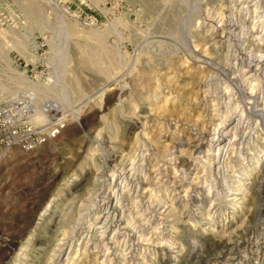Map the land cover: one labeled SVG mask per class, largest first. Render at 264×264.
Masks as SVG:
<instances>
[{"label": "rangeland", "instance_id": "374dc122", "mask_svg": "<svg viewBox=\"0 0 264 264\" xmlns=\"http://www.w3.org/2000/svg\"><path fill=\"white\" fill-rule=\"evenodd\" d=\"M260 55L264 0H0V103L32 88V125L68 118L0 159V264H264Z\"/></svg>", "mask_w": 264, "mask_h": 264}, {"label": "built area", "instance_id": "2783aa9c", "mask_svg": "<svg viewBox=\"0 0 264 264\" xmlns=\"http://www.w3.org/2000/svg\"><path fill=\"white\" fill-rule=\"evenodd\" d=\"M36 90L29 88L21 93L11 94L0 103V159L13 148L33 150L56 139L65 130L68 118H52L47 126L36 127L30 123L37 112ZM49 102L44 103V113L50 111Z\"/></svg>", "mask_w": 264, "mask_h": 264}, {"label": "bare ground", "instance_id": "6f19581e", "mask_svg": "<svg viewBox=\"0 0 264 264\" xmlns=\"http://www.w3.org/2000/svg\"><path fill=\"white\" fill-rule=\"evenodd\" d=\"M258 1V0H257ZM253 4V3H252ZM210 5V4H209ZM260 5V4H259ZM221 9V8H220ZM225 10V9H224ZM254 11V10H253ZM207 12V11H206ZM225 13V12H224ZM207 14V13H206ZM226 14V13H225ZM258 14V13H257ZM221 16V15H220ZM210 17V16H209ZM223 19V18H222ZM237 19V18H236ZM235 19V20H236ZM207 20V19H206ZM246 22V21H245ZM237 24V23H236ZM260 25V24H259ZM211 33V32H210ZM237 34V33H236ZM235 35V34H234ZM233 36V35H232ZM222 38V37H221ZM242 38V37H241ZM262 44V43H261ZM244 50V49H243ZM205 51V50H204ZM222 54V53H221ZM259 58H261V60L260 61H264V56H262V55H260L259 56ZM225 59V58H224ZM239 59V58H238ZM263 59V60H262ZM258 62H259V60H258ZM261 63V62H260ZM206 64V63H205ZM218 64V63H217ZM212 66V65H211ZM258 67V66H257ZM263 67V66H262ZM181 68V67H180ZM259 68V67H258ZM264 68V67H263ZM192 69V68H191ZM181 70V69H180ZM214 70V69H213ZM256 70H258V71H260V73H261V75L264 73V70L262 69V68H260V69H256ZM179 71V70H178ZM228 71V70H227ZM243 71V70H242ZM246 71V70H245ZM244 71V72H245ZM217 72V71H216ZM258 72L257 71H255L254 70V79L256 78V74H257ZM245 76V75H244ZM244 76H242V78H241V80L243 79V81L245 82V80L248 78H250V76L249 77H247V78H244ZM260 76V75H259ZM215 77V76H214ZM236 77V76H235ZM239 77V76H238ZM253 77V76H252ZM233 79V78H232ZM245 79V80H244ZM252 80L251 82H252V85H251V83H250V85H251V89H253V90H257V88H259L260 87V85L258 84V83H256V82H258L257 81V78L255 79V80ZM258 79H259V77H258ZM203 80V79H202ZM216 80V79H215ZM235 80V79H234ZM261 80V79H260ZM247 81V80H246ZM176 82V81H175ZM203 82V81H202ZM261 82V81H260ZM179 83V82H178ZM243 83V82H242ZM231 84V83H230ZM109 86L110 85H108L107 87L109 88ZM166 87V86H165ZM110 88H112V87H110ZM105 89V88H104ZM100 90V89H99ZM218 90V89H217ZM227 90V89H226ZM261 91V90H260ZM100 92V91H99ZM99 92H97V94H95L94 95V97H93V99L92 100H96V99H99L100 98V95L101 94H99ZM211 92V91H210ZM225 92V91H224ZM252 92V91H251ZM250 92V93H251ZM251 95H253V94H251ZM222 96V95H221ZM181 97V96H180ZM214 97H215V95H214ZM213 98V97H212ZM226 98V97H225ZM228 98V97H227ZM237 98V97H236ZM154 100V99H153ZM100 101V100H99ZM166 101H169V100H166ZM262 101V100H261ZM170 102V101H169ZM218 102V101H217ZM263 102H264V98H263ZM50 104H49V107L48 108H50L49 110L50 111H52V105H57V104H55V103H53V102H49ZM166 103V102H165ZM168 103V102H167ZM175 103V102H174ZM217 104V103H216ZM226 104V103H225ZM227 104H229V103H227ZM234 104V103H233ZM249 104H251V103H249ZM253 104H255V103H253ZM214 105V104H213ZM230 105V104H229ZM163 106V105H162ZM250 106H252V105H250ZM165 107V106H164ZM190 108V107H189ZM219 108V107H218ZM153 109V108H152ZM164 109V108H163ZM151 110V109H150ZM254 110V109H253ZM167 112V111H166ZM191 112V111H190ZM255 112V111H254ZM257 124H262L261 122H263V124H264V121L262 120V118H261V116H262V113L264 112V104H263V106H262V108H258V110H257ZM164 113V112H163ZM175 113V112H174ZM241 113V112H240ZM162 114V113H161ZM166 114V113H165ZM230 114V113H229ZM242 116L244 115L243 113L241 114ZM227 116V115H226ZM229 116V115H228ZM250 117V116H249ZM248 118V117H247ZM42 119V117L40 116V117H37L36 118V120H41ZM207 119V118H206ZM242 122L243 123H246V122H244L243 121V118H241L240 119V123H238V125L239 124H242ZM194 124V123H193ZM216 124V123H215ZM257 124H256V126H257ZM238 125H236V126H234L233 128H231V129H229V127H228V125H226V123L225 124H220L219 125V127H218V129L216 128V130H214L213 131V135H214V137L213 138H211V141H212V145H211V147L212 148H216V151H215V154H213L212 153V155H210L209 153H208V155L207 156H212V158L209 160L208 159V166H209V168H213L214 169V171L215 172H220L221 171V163H220V152L223 150V148H224V145H223V143H221V141L224 139L225 140V137L227 138V137H231V136H233V138L237 135V131H238ZM264 126V125H263ZM215 129V128H214ZM211 135H212V132H211ZM245 136V135H244ZM223 138V139H222ZM236 138V137H235ZM234 138V139H235ZM228 141H229V139H228ZM138 142V141H137ZM230 142H232V141H230ZM92 143H94V142H92ZM96 143V142H95ZM139 144V143H138ZM234 144V143H233ZM143 146V145H142ZM211 147H210V149L208 150V152L209 151H211ZM230 147H232V144H230ZM233 148V147H232ZM234 150V149H233ZM140 151V150H139ZM87 153V152H86ZM254 153V152H253ZM126 154V153H125ZM166 157V156H165ZM215 161H218L217 163H215ZM115 163V162H114ZM143 163V162H142ZM229 167V166H228ZM121 168V167H120ZM130 168V167H129ZM224 168V167H223ZM151 169V168H150ZM175 169V168H174ZM129 171V170H128ZM132 173V172H131ZM158 173V172H157ZM166 173V172H165ZM196 175V174H195ZM219 176V175H218ZM127 178V177H126ZM195 178H197V177H195ZM203 178V177H202ZM205 179V178H204ZM124 181H126V179L124 180ZM134 181V180H133ZM211 181V180H210ZM199 183V182H198ZM198 183H196V184H198ZM123 184H124V182H123ZM136 184H138V183H136ZM156 184V183H155ZM192 185V184H191ZM205 185V184H204ZM157 186V185H156ZM174 186V185H173ZM139 187V186H138ZM173 188V187H172ZM125 189V188H124ZM131 189V188H130ZM138 190V189H137ZM148 190V189H147ZM147 190L145 191V192H147ZM128 191V190H127ZM144 192V193H145ZM177 192V191H176ZM113 193V192H112ZM149 193V192H148ZM151 193V192H150ZM114 194V193H113ZM124 194V193H123ZM147 194V193H146ZM125 195V194H124ZM159 195V194H158ZM110 197H102V205H103V207H105L104 209H105V212L104 213H100V217H98L97 218V216H96V218H97V220L99 219V220H102V223L100 224V226H97V230L98 229H101V230H109L108 229V227H111V226H109V225H111L110 223H107V221H109L110 220V218H113L114 220L116 219V217H117V214L118 213H120V215H121V217H123L124 215H122V214H125L124 212L125 211H123L122 210V208L120 207V206H118L119 205V202H120V198H119V196H117L116 194H114L113 196H111V195H109ZM100 197V196H99ZM152 197V196H151ZM154 197V196H153ZM185 197V196H184ZM150 199V198H149ZM233 201H237V200H233ZM148 203V202H147ZM149 203H150V201H149ZM81 204V203H80ZM95 205V204H94ZM98 205V204H97ZM155 205V204H154ZM132 207V206H131ZM147 207V206H146ZM159 207V206H158ZM93 208H95L96 210L98 209V208H100V205H98V206H96L95 205V207H93ZM92 208V209H93ZM136 208V207H135ZM152 210V209H151ZM162 212V211H161ZM91 214V213H90ZM93 214V213H92ZM131 214V213H130ZM139 214V213H138ZM95 215V214H94ZM160 215H162V213H160ZM88 216V215H87ZM84 217V216H83ZM129 217V216H128ZM164 217V216H163ZM85 218V217H84ZM83 218V219H84ZM92 218V217H91ZM136 218V217H135ZM118 219V218H117ZM85 220H87V219H85ZM122 220V219H121ZM120 220V221H121ZM132 220V219H131ZM142 220H143V218H142ZM87 222V221H86ZM85 222V223H86ZM111 222V221H110ZM123 222H124V220H123ZM85 223L83 224L84 226H85ZM88 223V222H87ZM86 223V224H87ZM114 223L115 224H117L118 222H115L114 221ZM127 223V222H126ZM130 222H128V224H129ZM92 224V223H91ZM97 224H99L98 223V221H97ZM145 224V223H144ZM83 225H82V227L79 229V231L81 230H83L84 229V227H83ZM143 225V224H142ZM76 226V225H75ZM87 226V225H86ZM91 226H93V225H91ZM118 226V225H117ZM120 226V225H119ZM128 226V225H127ZM87 228V227H86ZM119 228V227H118ZM138 229V228H137ZM85 230V229H84ZM87 230H89V232L88 233H90V231H92L91 230V227H88L87 228ZM100 230V231H101ZM119 231V230H118ZM78 232V231H77ZM86 232V231H85ZM84 232V233H85ZM121 232V231H120ZM81 233V232H80ZM104 233V232H103ZM113 233V232H112ZM116 233V232H115ZM139 233V232H138ZM106 234V233H105ZM119 234V233H118ZM117 234V235H118ZM121 234V233H120ZM108 235V234H107ZM103 236H105V235H102V237ZM100 237V236H99ZM102 237H100V238H102ZM106 237V236H105ZM104 238V237H103ZM142 238V237H141ZM113 239V238H112ZM111 239V240H112ZM116 240V239H115ZM88 241V240H87ZM113 241V240H112ZM144 241V240H143ZM142 241V242H143ZM97 242V241H96ZM102 242V241H101ZM150 243V242H149ZM107 244V243H106ZM139 244V243H138ZM96 248V247H95ZM99 250V249H98ZM61 251V250H60ZM85 253V252H84ZM65 254L66 253H60L59 254V257H64L65 256ZM143 254V253H142ZM103 255V254H102ZM106 255V254H105ZM69 257V256H68ZM76 258V257H75ZM68 259V258H67ZM60 262V261H59ZM66 262V261H65ZM68 263H69V261H68ZM141 263V262H140Z\"/></svg>", "mask_w": 264, "mask_h": 264}]
</instances>
